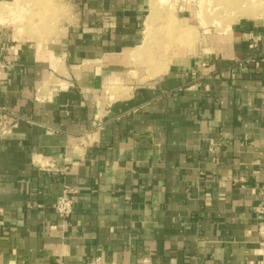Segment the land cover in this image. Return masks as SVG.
Returning <instances> with one entry per match:
<instances>
[{"label":"crops","instance_id":"0c3cea01","mask_svg":"<svg viewBox=\"0 0 264 264\" xmlns=\"http://www.w3.org/2000/svg\"><path fill=\"white\" fill-rule=\"evenodd\" d=\"M226 1L0 0V264H264V0Z\"/></svg>","mask_w":264,"mask_h":264},{"label":"built area","instance_id":"2783aa9c","mask_svg":"<svg viewBox=\"0 0 264 264\" xmlns=\"http://www.w3.org/2000/svg\"><path fill=\"white\" fill-rule=\"evenodd\" d=\"M13 121H10L6 115L0 116V138L9 133L10 128L14 126ZM73 191L66 188L63 195L59 200L54 204L53 210L55 213L62 219H66L71 216L73 212V199L71 197ZM263 222H264V209L262 211ZM261 235V245L264 247V224L263 229L260 233ZM86 264H156L150 256L144 257L139 263H118V262H109L100 258H94L87 261Z\"/></svg>","mask_w":264,"mask_h":264},{"label":"rangeland","instance_id":"374dc122","mask_svg":"<svg viewBox=\"0 0 264 264\" xmlns=\"http://www.w3.org/2000/svg\"><path fill=\"white\" fill-rule=\"evenodd\" d=\"M204 1L205 0H201V3L204 2ZM207 2H208L207 4H210V1H207ZM246 2H247L246 0L245 1L244 0H232V1H229V2L226 1L225 3H226L227 6H230V5H232V3H234V4H236V8L237 9H242L243 11L240 12V16H255V15L259 14L260 10L263 9V6L259 5L258 2H255V1H252V0L250 2H248V4ZM217 6H219V11L220 12L226 11L225 7H223L222 3H220L219 1L217 2ZM46 12H47V9H44V13H46ZM41 13H43V11ZM236 15H237V17H239V13L238 12L236 13ZM232 20H229V21H232Z\"/></svg>","mask_w":264,"mask_h":264}]
</instances>
